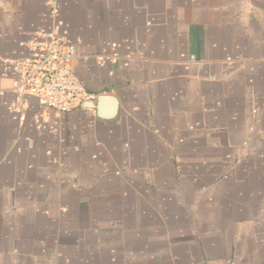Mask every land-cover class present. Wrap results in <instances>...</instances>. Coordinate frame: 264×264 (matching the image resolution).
<instances>
[{"label":"crops","instance_id":"1","mask_svg":"<svg viewBox=\"0 0 264 264\" xmlns=\"http://www.w3.org/2000/svg\"><path fill=\"white\" fill-rule=\"evenodd\" d=\"M52 32L114 116L17 103ZM0 264H264V0H0Z\"/></svg>","mask_w":264,"mask_h":264},{"label":"built area","instance_id":"2","mask_svg":"<svg viewBox=\"0 0 264 264\" xmlns=\"http://www.w3.org/2000/svg\"><path fill=\"white\" fill-rule=\"evenodd\" d=\"M51 13L57 17L56 4ZM28 48L27 56L7 61L18 75L11 90L18 104L25 107L27 101L36 100L41 107L63 114L97 100L98 95L90 92L77 74L76 46L64 36L52 32Z\"/></svg>","mask_w":264,"mask_h":264},{"label":"water","instance_id":"3","mask_svg":"<svg viewBox=\"0 0 264 264\" xmlns=\"http://www.w3.org/2000/svg\"><path fill=\"white\" fill-rule=\"evenodd\" d=\"M105 101H109L111 103V113L108 114V116H114L115 115V111L117 109V101L107 95H100L96 102H91L89 103V108H93L95 110H97L101 115H104L101 113V105L102 103H104Z\"/></svg>","mask_w":264,"mask_h":264}]
</instances>
